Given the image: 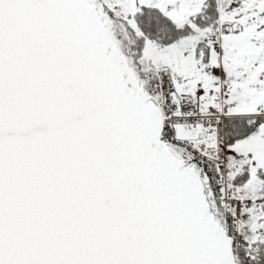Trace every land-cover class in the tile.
Listing matches in <instances>:
<instances>
[{
    "label": "snow or ice",
    "instance_id": "obj_1",
    "mask_svg": "<svg viewBox=\"0 0 264 264\" xmlns=\"http://www.w3.org/2000/svg\"><path fill=\"white\" fill-rule=\"evenodd\" d=\"M0 264H264V0H0Z\"/></svg>",
    "mask_w": 264,
    "mask_h": 264
}]
</instances>
